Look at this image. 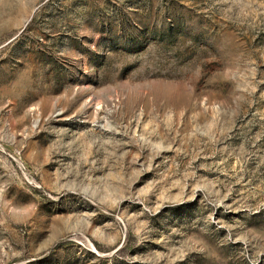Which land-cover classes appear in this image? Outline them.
Masks as SVG:
<instances>
[{
    "label": "rangeland",
    "instance_id": "rangeland-1",
    "mask_svg": "<svg viewBox=\"0 0 264 264\" xmlns=\"http://www.w3.org/2000/svg\"><path fill=\"white\" fill-rule=\"evenodd\" d=\"M0 264H264V0H0Z\"/></svg>",
    "mask_w": 264,
    "mask_h": 264
}]
</instances>
